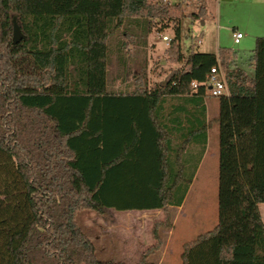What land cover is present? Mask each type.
Returning a JSON list of instances; mask_svg holds the SVG:
<instances>
[{"label":"trees","instance_id":"trees-1","mask_svg":"<svg viewBox=\"0 0 264 264\" xmlns=\"http://www.w3.org/2000/svg\"><path fill=\"white\" fill-rule=\"evenodd\" d=\"M185 17L171 0H0V264H126L99 258L81 211H162L155 231L171 229L207 147L209 97L219 103V219L182 264H264V36L250 75L232 48L193 43L185 54ZM168 30L165 54L180 66L165 80L150 86L145 62L134 83L109 81L113 56L123 69L138 52L146 61L149 37ZM213 67L228 89L219 97L206 84ZM161 245L137 264H155L147 254Z\"/></svg>","mask_w":264,"mask_h":264},{"label":"rangeland","instance_id":"rangeland-1","mask_svg":"<svg viewBox=\"0 0 264 264\" xmlns=\"http://www.w3.org/2000/svg\"><path fill=\"white\" fill-rule=\"evenodd\" d=\"M182 1L171 0L172 3H181L187 13V17L181 24L182 51L187 54L193 43L198 50L214 51L218 40H221L223 44H226L225 46L232 47L242 56L244 62H240V66L248 68L256 39L245 50L239 49L241 47L233 43L229 32L234 25L246 22L242 21L241 9H235L232 0ZM219 3H221L220 16L216 11ZM203 5L211 8L212 13L207 11L201 17L192 18V13H198ZM247 26L253 31L264 33V16L259 18L255 14ZM163 35L171 36L172 31L168 30L164 34L153 33L149 37V46L145 52L146 61H144V51L138 52L137 56L134 55L136 64L132 61L127 62L123 69L113 56V61L108 67L109 81L114 79L117 88L134 83L135 74L141 70L138 66L140 64L143 66L145 62H147L150 86L165 80L169 72L180 64L167 60L165 52L168 42L164 43ZM199 38L202 43L198 42ZM126 51L134 54V46L129 45ZM247 71L249 73V69ZM118 73H123V78L119 76L116 78ZM210 98L217 103V98ZM210 113V151L199 172V178L190 187L181 208L179 210L170 208L172 223L177 214L173 235L170 234L171 229L166 226L155 231L156 223L165 220V214L162 211L137 213L106 209L102 214L88 210L78 213V222L95 242L100 259H114L126 264H137L142 256L160 240L162 245L159 249L147 254V262L182 264L181 255L185 246L217 225L219 219V123L218 113H214L213 110ZM259 211L264 222V203L259 204ZM166 246L168 247L165 255ZM162 257L165 258L161 261Z\"/></svg>","mask_w":264,"mask_h":264},{"label":"crops","instance_id":"crops-1","mask_svg":"<svg viewBox=\"0 0 264 264\" xmlns=\"http://www.w3.org/2000/svg\"><path fill=\"white\" fill-rule=\"evenodd\" d=\"M183 1H186V0H183ZM187 1H189V0H187ZM232 1L234 2V6H235L234 8L235 9H239V10L241 9V16L243 18L242 21H246V22H244L243 24H236V25H234L232 27V29L229 30V32L231 33L232 39H233V32L234 31H241L244 34V37H243V39L241 40V42L239 44H235L234 41H233V43L235 45H239V47H241L239 49H244L245 50L246 47H250V45H252V42L254 43V39H257L260 36H264V33L258 32V31H253L252 29H250L249 26H247V23L249 21H252L253 20V16L255 14H256V16L258 15L259 18H261V17L264 16V0H232ZM201 8H203V11H204L203 13H206L207 11H210V13H212V9L211 8L205 7L204 5L201 6ZM201 8L199 9V11L201 10ZM220 9H221V3H219L218 6H217V8H216L217 15H219V16H220V14H219ZM192 14H194V13H192ZM202 35H203V33H202ZM168 36L171 37L170 35H168ZM198 42L199 43H202L201 38L198 39ZM164 43H166V42L164 41ZM225 45L226 44H223L221 42V40L220 41L218 40L217 45H216V48H215L214 51H209V50H200V51H202V52L219 53V51H220L221 48L227 47ZM228 48H232V47H228ZM240 62L242 63L244 61L242 59V56L239 54V59L237 60V64L239 66L241 65V64H239ZM241 67H243V66H241ZM247 69H249V74L252 75L253 74V65H252V62L249 64V67L246 68V70ZM123 86H126V85H123ZM205 104H206V108H207V124H208L207 147H206V150H205V152H204V154H203V156H202V158H201V160L199 162V165L197 167V171H196V174H195V176L193 178V181L191 183V186L194 183V181L199 178V172H200L201 168L203 167L204 162L207 159L208 154H209V151H210V147H209V144H210V133L209 132H210V119H211V113L210 112H211V110H213L214 113H216V112L219 113V103H218V100H217V103H216V102L212 101L211 98L209 97V98H207L205 100ZM192 110H194V109H192ZM183 120H184V123L182 124V126L185 128V133L187 135V131H190L192 129L193 117L190 116L188 118V116L185 115L183 117ZM188 121H189V124L187 125V122ZM169 126H171V124ZM194 148L195 147L193 146L191 148V151L192 152L191 151L189 152L190 161H192L191 156H193V154H194ZM187 150H188V148H186L185 153H187ZM190 168H191V166H190ZM181 206H179V207H172V208H175V209L179 210L181 208ZM124 212L143 213V212H149V211L132 210V211H124ZM176 219H177V214H176V216H175V218L173 220L172 228L170 230V232H171L170 234L171 235H173V233H174V227H175V224H176ZM171 235H170V237H171ZM168 243H170V241H168ZM167 247L168 246H166V248L164 249V254L165 255H166V249H167ZM164 258L165 257H162L161 258V261L164 260Z\"/></svg>","mask_w":264,"mask_h":264},{"label":"built area","instance_id":"built-area-1","mask_svg":"<svg viewBox=\"0 0 264 264\" xmlns=\"http://www.w3.org/2000/svg\"><path fill=\"white\" fill-rule=\"evenodd\" d=\"M244 34L241 31H234L233 32V41L235 44H239L241 40L243 39ZM162 40L165 42H168L170 40V37L167 35L162 36ZM209 86V89L211 91V94L215 97H219L221 95L227 94L228 89L227 85L224 79L223 73L219 70L218 67H213L211 69V73L207 79V83ZM198 83L193 82L192 86L197 87Z\"/></svg>","mask_w":264,"mask_h":264},{"label":"water","instance_id":"water-1","mask_svg":"<svg viewBox=\"0 0 264 264\" xmlns=\"http://www.w3.org/2000/svg\"><path fill=\"white\" fill-rule=\"evenodd\" d=\"M25 35L23 34L16 18L13 19V41L14 43H19Z\"/></svg>","mask_w":264,"mask_h":264}]
</instances>
